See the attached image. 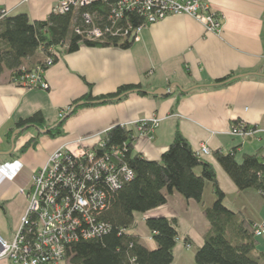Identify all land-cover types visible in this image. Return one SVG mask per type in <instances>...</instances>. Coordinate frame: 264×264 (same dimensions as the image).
<instances>
[{
  "label": "crops",
  "instance_id": "1",
  "mask_svg": "<svg viewBox=\"0 0 264 264\" xmlns=\"http://www.w3.org/2000/svg\"><path fill=\"white\" fill-rule=\"evenodd\" d=\"M202 1L223 20L222 31L217 35L205 32L190 17L172 15L144 28L127 49L80 45L68 53L64 47L55 48L54 63L44 73L47 91L20 86L8 71L0 75L3 240L11 242L20 228L31 176L50 155L63 147L73 153L91 148L114 126L132 128L152 118L159 119V124L151 135L135 130L133 154L146 161H160L178 131L193 151L201 147L210 151L203 159L214 169L224 206L255 225L260 223L261 219L257 221L253 216L262 213L264 201L259 192L249 189L253 193L248 196L253 201L237 205L236 198L242 197L244 191H238L213 153L235 151L236 160L258 150L264 153V0ZM57 3L58 0H0V10L6 16L25 13L31 23H36L45 21ZM36 56L26 59L22 66L33 69L43 60L41 52ZM128 85H139L146 92L165 90V94L128 93L114 103L79 107L63 117L62 135L56 138L35 128L14 129L20 120L36 113L54 126L61 113L65 116L76 103L87 102L84 97L112 94ZM237 122L258 132L242 143L228 135L231 125ZM34 138L35 145L20 153ZM78 140L83 142L77 143ZM214 200L212 186L206 182L203 204L210 207ZM151 217L177 222L178 240L172 264H195L194 253L208 230L201 207L172 192L165 205L137 216L135 234L141 244L153 250L156 245L145 226V219Z\"/></svg>",
  "mask_w": 264,
  "mask_h": 264
},
{
  "label": "trees",
  "instance_id": "2",
  "mask_svg": "<svg viewBox=\"0 0 264 264\" xmlns=\"http://www.w3.org/2000/svg\"><path fill=\"white\" fill-rule=\"evenodd\" d=\"M87 9L96 12L97 16H105L107 10L100 3H94L89 8L70 10L64 14L50 13L45 21L36 23H31L25 13L6 16L0 10V75L8 71L17 79L26 59L34 57L37 52H47L50 48L64 47L71 53L80 45L122 49L131 45L130 37H108L90 42L75 35L73 22L78 21L80 14ZM128 93L144 95L139 85H128L119 87L112 94L96 98L86 96L83 100L95 103L86 106H98L114 103ZM63 122L61 118L51 126L46 124L41 113H36L20 120L14 129L46 130V135L56 138L62 135ZM14 129L9 131V138ZM135 140L134 126H114L91 147L97 156L107 154L119 165H126L133 177L116 190L103 187L105 208L93 218L97 224L104 225L105 232L87 240L80 237L68 245L65 257L69 264H172L178 240L175 219H145V226L156 245L153 250L141 244L135 234L137 216L165 205L167 195L172 192L196 202L208 222L202 245L194 253L195 264H264V253L258 250L259 237L254 233L257 225L224 206V196L217 185L213 167L192 150L178 131L158 162L146 161L140 155L133 154ZM35 142V138L30 139L20 153L33 147ZM114 151H119V154L115 155ZM213 158L238 191L253 189L260 195L264 193L262 150L243 155L240 161L235 159V151H216ZM205 182L211 184L215 197L210 207L203 204Z\"/></svg>",
  "mask_w": 264,
  "mask_h": 264
},
{
  "label": "built area",
  "instance_id": "3",
  "mask_svg": "<svg viewBox=\"0 0 264 264\" xmlns=\"http://www.w3.org/2000/svg\"><path fill=\"white\" fill-rule=\"evenodd\" d=\"M94 3L104 6L106 15L97 16L87 9L72 25L75 35L90 42L108 37H130L133 41L144 28L172 15L194 19L207 33L217 35L223 28L221 16L202 0H58L53 13L77 11ZM133 23L138 24L133 26ZM41 54L43 60L33 69H19L16 81L20 86L30 90L49 89L44 73L54 63L55 48ZM62 116L63 113L59 119ZM158 124L159 119L152 118L138 123L137 130L142 133L150 125L146 135H151ZM257 132L237 122L231 125L228 135L243 143ZM198 155L209 156L210 151L201 147ZM119 164L107 154L97 156L91 148L73 153L63 147L50 155L46 164L31 176L26 195L28 206L13 241L8 243L0 237V262L69 264L65 257L68 245L80 237L87 240L105 232L104 225L97 224L93 218L105 208L103 187L116 190L132 179V171ZM261 197L264 200V193ZM254 233L256 237L264 235V223L257 225Z\"/></svg>",
  "mask_w": 264,
  "mask_h": 264
},
{
  "label": "rangeland",
  "instance_id": "4",
  "mask_svg": "<svg viewBox=\"0 0 264 264\" xmlns=\"http://www.w3.org/2000/svg\"><path fill=\"white\" fill-rule=\"evenodd\" d=\"M62 47H56V49H58V50H60ZM36 55H39V52H37L35 55H34V57H38V56H36ZM64 116H62V118H63ZM134 127H135V130L138 128V126H137V124L136 125H134ZM148 129H150V125L148 126L147 125V127H146V129H145V131H143L141 134H144V135H146V134H148L147 133V131H148ZM138 132V131H137ZM139 133V132H138ZM237 139V138H236ZM198 152V151H197ZM205 157V156H204ZM237 161H240L239 160V158L237 159ZM206 183V182H205ZM251 190H246V191H244L243 192V196L242 197H238V198H236V204L238 205V204H241V205H243V204H245V205H248V204H250V201H253V200H251V198L248 196L249 194L248 193H253V192H250ZM253 191V190H252ZM255 193V192H254ZM207 195V194H206ZM263 199V198H262ZM264 201V200H263ZM233 202H234V200H233ZM244 202V203H243ZM28 206V205H27ZM254 206V205H253ZM258 211V210H257ZM256 211V212H257ZM248 213H250V211L248 212ZM264 205H263V209H262V213L261 214H259V212H257L255 215H253L254 217H255V219L258 221V220H260L261 219V221H259L260 223L259 224H261V223H264ZM139 216V215H138ZM259 224H257V225H259ZM14 238V237H13ZM12 241H13V239H12ZM8 243H10V242H8ZM258 250L259 251H261V252H263L264 253V235H262L261 237H259V246H258ZM7 262H9V261H7Z\"/></svg>",
  "mask_w": 264,
  "mask_h": 264
},
{
  "label": "water",
  "instance_id": "5",
  "mask_svg": "<svg viewBox=\"0 0 264 264\" xmlns=\"http://www.w3.org/2000/svg\"><path fill=\"white\" fill-rule=\"evenodd\" d=\"M142 93H144V94H146V95H151V96H163L165 93H163V92H165V90L163 91L162 90V93L161 92H159V91H154V92H146V91H141ZM88 104H95V103H87V102H84V101H81V102H79V103H76L73 107H72V109H71V111H70V113L69 114H66L65 116H64V118L65 117H67V116H69L75 109H77V108H79V107H82V106H86V105H88ZM22 131V130H21ZM42 132H47L46 130H43Z\"/></svg>",
  "mask_w": 264,
  "mask_h": 264
}]
</instances>
